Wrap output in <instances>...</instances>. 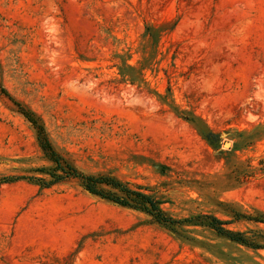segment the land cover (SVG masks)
Listing matches in <instances>:
<instances>
[{
  "label": "rangeland",
  "instance_id": "rangeland-1",
  "mask_svg": "<svg viewBox=\"0 0 264 264\" xmlns=\"http://www.w3.org/2000/svg\"><path fill=\"white\" fill-rule=\"evenodd\" d=\"M0 88L81 172L147 188L174 218L264 232L227 212L264 213V0H0ZM48 165L0 95V177ZM183 230L74 180L0 183V264H264Z\"/></svg>",
  "mask_w": 264,
  "mask_h": 264
},
{
  "label": "trees",
  "instance_id": "trees-1",
  "mask_svg": "<svg viewBox=\"0 0 264 264\" xmlns=\"http://www.w3.org/2000/svg\"><path fill=\"white\" fill-rule=\"evenodd\" d=\"M0 95L7 98L16 108L17 112L30 124L35 133L37 145L48 166H41L30 170L40 176H4L0 183H13L26 181L39 188H49L52 185L68 180H74L88 194L98 197L118 207L132 209L148 215L160 227L179 234L184 227H198L212 232L215 236L224 238L235 244L249 249L264 250V232L252 231L253 236L246 232L233 231L226 228L230 222L223 221L213 214L198 213L185 218H174L161 208L162 202L153 195L148 194L147 188L131 186L111 175H90L78 170L69 160L60 155L47 137L43 123L30 109L14 100L4 88H0ZM203 137L212 143L218 140V134L207 131ZM234 222L248 221L264 224V213L249 215L234 208L227 210Z\"/></svg>",
  "mask_w": 264,
  "mask_h": 264
},
{
  "label": "water",
  "instance_id": "water-1",
  "mask_svg": "<svg viewBox=\"0 0 264 264\" xmlns=\"http://www.w3.org/2000/svg\"><path fill=\"white\" fill-rule=\"evenodd\" d=\"M225 145H227V144H225Z\"/></svg>",
  "mask_w": 264,
  "mask_h": 264
}]
</instances>
